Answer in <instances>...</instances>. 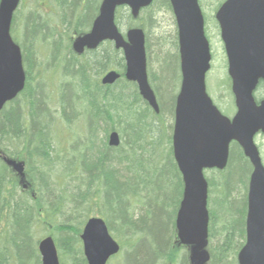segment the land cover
<instances>
[{
	"label": "trees",
	"instance_id": "16d2710c",
	"mask_svg": "<svg viewBox=\"0 0 264 264\" xmlns=\"http://www.w3.org/2000/svg\"><path fill=\"white\" fill-rule=\"evenodd\" d=\"M102 1L51 0V9L46 10L41 0H35L33 9L20 7L15 14L12 34L22 49L27 84L0 113V264H42L39 243L47 237L55 240L61 264H88L81 235L94 214L106 221L121 245L111 264L122 252L123 264H192L191 254H181L189 248L177 236L184 182L174 159V127L165 121L175 117L180 91L176 84L180 89L182 82L180 54L165 53V41L158 44L159 72L149 73L160 106L156 113L142 99L138 86L124 77V53L113 43L83 56L73 50L76 38L92 28ZM158 10L173 13L170 0H155L138 18L124 7L117 13L119 29L128 19V30L147 31L148 57L149 32ZM174 44L179 51L178 40ZM39 50L49 54L51 72L59 70L65 77L56 93L43 84ZM113 69L123 78L114 86H103L102 77ZM227 77L225 86L232 94ZM69 86L74 89L71 100L65 95ZM173 90L170 104L167 98ZM54 106L60 110L57 117ZM82 118L89 131L83 138L76 133L65 138L63 129ZM102 125L107 141L94 143ZM112 132L120 133V147L109 146ZM168 144L166 153L163 147ZM15 163L25 166L23 175ZM248 181L249 162L234 146L227 169L209 179V204L214 202L215 212L222 216L210 211L207 264H238L246 243ZM163 183L178 199L162 198ZM139 207L145 212L136 214ZM218 220L222 237L214 244ZM143 229L152 234L151 241Z\"/></svg>",
	"mask_w": 264,
	"mask_h": 264
},
{
	"label": "water",
	"instance_id": "95a60500",
	"mask_svg": "<svg viewBox=\"0 0 264 264\" xmlns=\"http://www.w3.org/2000/svg\"><path fill=\"white\" fill-rule=\"evenodd\" d=\"M22 0L0 1V113L26 88L27 75L20 46L12 37V25ZM155 0H103L91 30L77 38L73 50L83 55L112 42L123 51L125 78L138 86L141 97L156 112L160 106L148 75L147 39L141 28L120 31L116 19L120 8H128L134 18ZM177 23L182 84L176 101L173 133L174 158L184 182L183 199L176 227L181 245L192 250V264H207L210 212L206 172L224 171L231 146L237 143L251 161L247 215V240L238 255L239 264H264V165L255 138L264 135V101L257 104L254 93L264 81V0H226L216 13L235 97L236 114H222L207 92V75L212 68V48L199 0H170ZM121 79L117 71L107 73L104 86ZM121 136L112 132L109 146L120 147ZM14 165V164H13ZM23 175L25 166L16 164ZM88 264H108L121 251L107 223L91 218L81 235ZM42 264H61L55 240L39 243Z\"/></svg>",
	"mask_w": 264,
	"mask_h": 264
},
{
	"label": "rangeland",
	"instance_id": "374dc122",
	"mask_svg": "<svg viewBox=\"0 0 264 264\" xmlns=\"http://www.w3.org/2000/svg\"><path fill=\"white\" fill-rule=\"evenodd\" d=\"M50 1L41 0V3L43 4V9H46V10L51 9V5L49 4ZM199 1L202 6L204 15H205L206 34L211 43V48H212V53H213L212 70L207 75V91H208V94L213 99L214 103H216V105L221 109L223 114L232 118L235 115L236 111L234 109L233 95L230 94L229 89H227L225 86V82L228 78L227 77L228 76L227 56H226L224 44L221 39L220 27L215 18V15L218 9L220 8V6L225 0H199ZM33 6H35V0H22L21 10H23V7H25V9L31 10L33 9ZM28 10H26V12H28ZM143 18L147 21L148 15H144ZM124 21L125 22H123V25L120 28L122 32L126 34L128 31V27L126 24L129 21L128 19H125ZM177 38H178V29H177V23H176L174 14L168 10H158L155 14V26L151 28L149 32V40H150V46H151L150 56L148 57V72L149 73L159 72V66L156 60V54L159 51L158 44L165 41L166 42L165 47H164L165 53H169L171 55L178 54L179 51H177L176 46L174 44L178 40ZM38 53H39V59H38L37 64L39 67H41V70L44 71V73L42 74L43 84L45 85L47 91L56 93L60 90L59 87L61 83L64 82L65 77H63L62 72L59 70H57L56 72H51V70L53 69V67L49 66L51 58L48 56L49 54L46 53L45 50H39ZM37 70L38 68L35 69V71ZM113 70H116V69H113ZM50 72L51 74L46 76L47 73H50ZM71 87L72 86H69L68 88L65 89L66 91L65 95L67 99H70V100L72 99V93L74 91V89H72ZM176 88H177V91L180 90L179 82L176 84ZM176 88L174 89L175 91H176ZM174 90L170 91L168 98H167L168 102L169 101L171 102L173 96H175ZM163 102L165 103V99L163 100ZM79 105H81V103ZM167 106H168V103H167ZM52 108H53V112L55 116L57 117L58 111L60 110L59 109L56 110L55 106ZM165 121L167 122V126L172 125L174 127L175 117L169 116L167 119H165ZM104 127L105 126L102 125V127L99 128L97 136H96L97 138L93 140L94 143L101 142L102 140L107 141V137L105 133L106 131H104ZM88 128H89L88 122L86 121V119L82 118L72 128H64L63 134H64V137L67 139L72 138L73 134L75 133L80 135V137H82L89 131ZM172 135H173V131H172ZM256 143L261 148V151L264 157V136L263 135L259 136L256 139ZM65 145L67 147H70L71 142L65 140ZM164 149H166V153H168L169 144L163 147V150ZM207 178L211 180L214 178V175L212 173H207ZM164 185H166V183L162 184V193L160 194L162 198H166L168 200H173L174 198L175 200L178 199V195L173 194L174 190L171 188H168L167 185L166 186ZM155 203L157 202L153 199V204ZM215 206L216 205L214 202H210L209 209L213 213L215 212ZM218 211L219 210H217L215 213H217V215L219 216H222V214ZM144 212H145V209L139 207L136 211V214L138 213L140 214ZM94 216L101 218L99 214H94L93 217ZM217 223L218 225H216L215 231L216 232L218 231L219 235L217 236L218 239L214 241V244L219 242V240H221V237H222L220 235V233H222L221 232L222 224L219 223V220L217 221ZM143 230H144L143 231L144 237L147 238V240L151 241L153 237L152 234L150 232L145 231V229ZM186 252L187 254L189 253L190 255L192 253V250L190 248L182 250L181 254L185 255ZM123 253L124 252H122L121 258L123 257ZM121 258L115 259L114 261L116 262L114 264H123V259L121 260ZM109 264H111V262Z\"/></svg>",
	"mask_w": 264,
	"mask_h": 264
},
{
	"label": "flooded vegetation",
	"instance_id": "af4514ba",
	"mask_svg": "<svg viewBox=\"0 0 264 264\" xmlns=\"http://www.w3.org/2000/svg\"><path fill=\"white\" fill-rule=\"evenodd\" d=\"M97 18V17H96ZM91 30V29H90ZM88 33V32H87ZM104 44H106V43H104ZM104 44H102L101 46H103ZM101 46L99 47V48H101ZM94 51H97V50H94ZM89 52H93V51H89V50H87L85 53H89ZM84 53V54H85ZM83 56V55H82ZM254 97H255V100H256V102H257V104L259 105L262 101H264V81H260V83H259V85H258V87H257V89H256V91H255V93H254ZM234 99H235V97H234ZM234 107H236V105H235V100H234ZM236 109V108H235ZM237 110V109H236ZM261 135H263L262 133H259L257 136H256V138H255V142H256V139L259 137V136H261ZM264 136V135H263ZM256 145H257V143H256ZM234 146H239L240 147V145L239 144H237V143H233L232 144V146H231V153H232V148H234ZM257 147H258V149H259V152H260V155H261V159H262V162H263V165H264V157H263V154H262V151H261V148L259 147V145H257ZM240 149L242 150V152H243V154H244V151H243V149L240 147ZM244 156H245V154H244ZM230 158H231V155H230ZM245 158L248 160V162H249V181H248V192H247V195H246V205H247V215H248V196H249V190H250V182H251V178H252V175H253V173H254V167H253V165H252V163H251V161L245 156ZM229 162H230V160H229ZM228 166H229V164H228ZM227 169V168H226ZM225 169V170H226ZM224 170V171H225ZM224 171H219V170H217V169H215V170H209V171H207V173H212V174H214V175H216V173L217 172H224ZM208 180V182H209V179H207ZM209 198H210V196H209ZM247 215H246V221H247ZM245 221V224L247 223ZM246 237H247V225H246Z\"/></svg>",
	"mask_w": 264,
	"mask_h": 264
}]
</instances>
